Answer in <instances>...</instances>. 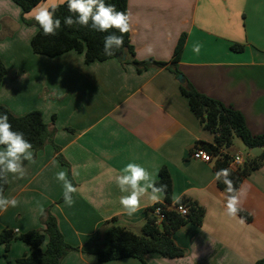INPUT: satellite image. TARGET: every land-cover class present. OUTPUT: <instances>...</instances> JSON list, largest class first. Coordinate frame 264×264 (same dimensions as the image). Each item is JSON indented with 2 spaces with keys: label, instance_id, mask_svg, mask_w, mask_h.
<instances>
[{
  "label": "crops",
  "instance_id": "0c3cea01",
  "mask_svg": "<svg viewBox=\"0 0 264 264\" xmlns=\"http://www.w3.org/2000/svg\"><path fill=\"white\" fill-rule=\"evenodd\" d=\"M48 2L40 4H61ZM33 9L22 15L11 1L0 0V35L10 39L0 52L7 70L0 105L14 116L39 111L59 150L46 144L33 151L34 162L24 161L22 178L9 174L4 195L17 198L18 205L0 212V231L43 229L40 216L49 209L72 247H81L110 219L138 232L145 209L154 203L144 196L140 210L129 217L120 204L126 193L115 179L134 162L154 175L165 167L172 199L189 198L204 208L201 226L186 224L172 235L183 256L148 253L142 261L100 262L93 254L73 251L60 264H253L264 259V166L238 188L241 210L251 221L229 217L224 191L216 185V157L209 162L191 157L199 142L212 144L213 135L191 113L176 77L165 68L138 73L115 59L86 64L75 51L56 57L34 54L30 40L36 28L22 21H36ZM127 14L137 60L168 62L184 34L177 64L183 79L239 111L253 136L264 132V0H127ZM197 42L202 45L199 54L192 50ZM234 44L243 51L233 52ZM57 154L68 166L57 161ZM62 170L77 189L71 207L60 201L63 187L56 173ZM27 253L26 244L14 241L3 257L0 245V264H14Z\"/></svg>",
  "mask_w": 264,
  "mask_h": 264
},
{
  "label": "trees",
  "instance_id": "16d2710c",
  "mask_svg": "<svg viewBox=\"0 0 264 264\" xmlns=\"http://www.w3.org/2000/svg\"><path fill=\"white\" fill-rule=\"evenodd\" d=\"M9 1L16 5L21 10V14L24 15L45 0ZM105 2L114 4L118 11L127 14V0H105ZM55 6H57L55 16L60 18L62 23L56 36H44L36 21H27L22 17L24 25L37 26V31L30 40L31 51L34 54L56 57L68 51H75L83 55L86 64L115 59L123 65H132L138 73L155 67L165 68L175 77L181 75L177 69V64L184 45V34L179 37L168 62H159L154 59L137 60L134 48L130 43L129 32L123 34V46L115 50L113 55L108 56L104 54V37L109 32L121 35L118 30L110 29L109 32H98L90 27L80 25L65 26L63 24L64 17L74 14L68 11L66 3ZM230 49L240 53L243 51V46L234 44L230 46ZM123 56L126 57L125 61H122ZM6 73V67L0 59V83ZM179 90L187 99L189 109L199 124L213 135L212 144L199 142V147L212 157H216V172L220 169H229L230 179L233 180L234 187L238 189L246 176L264 166V132L253 136L247 129L244 118L239 111L226 107L221 102L197 92L185 79L179 84ZM0 113L8 114L13 130L24 133L25 139L33 145L32 151L37 152L46 144H51L58 153L59 149L52 141L53 132L43 122L39 111H30L22 116H14L6 107L0 105ZM234 138L240 140L245 147L246 155L241 166L231 168L229 164L233 158ZM253 148H259L262 151L258 156H254L250 154V150ZM56 159L61 165L68 166L60 154H57ZM68 179L71 181L69 175ZM157 183L167 184L166 198L162 203H155L145 209L144 222L138 232H133L116 219H110L105 221L81 247H72L64 241L54 216L49 212V209H45L40 216L43 229H34L20 234L8 228L0 231L3 257H6L10 244L14 241H20L28 246V253L16 259L14 264H60L65 255L73 251L93 254L100 262L124 258L142 261L143 256L148 253H155L164 258L182 257L184 252L174 244L172 235L186 224L201 226L205 210L196 201L189 198L182 197L179 203L173 202L171 178L165 167L159 170ZM0 184L3 185L5 193L7 184H3V181H0ZM216 185L223 191L226 188L222 181H216ZM63 200L62 196L60 201ZM178 206L186 209L185 215L178 212ZM156 208L161 209L164 216L160 223H156L157 218L153 214ZM238 216L243 218L245 222L251 221V216L243 210L238 213ZM253 264H264V259Z\"/></svg>",
  "mask_w": 264,
  "mask_h": 264
},
{
  "label": "clouds",
  "instance_id": "9594fccd",
  "mask_svg": "<svg viewBox=\"0 0 264 264\" xmlns=\"http://www.w3.org/2000/svg\"><path fill=\"white\" fill-rule=\"evenodd\" d=\"M67 4L68 11L74 15L64 17L63 24L71 27L80 25L90 27L98 32H109L110 29L118 30L121 35L109 32L104 37V54L111 56L115 50L123 46V34L130 31V16L123 11H118L114 4H107L105 0H61ZM57 6L49 8L46 5L37 4L33 9L34 19L39 24L44 36H56L61 29V19L55 16ZM202 45L198 42L193 45V52L199 54ZM150 54L152 49H147ZM0 181L8 183V176L12 174L22 178L26 174L24 161L34 162L33 145L25 139L24 133L15 131L9 121L7 113H0ZM55 164V161H53ZM75 175V173H74ZM155 175L150 173L140 164L127 163L116 176V184L121 193L120 204L129 217L137 213L141 208V199L147 196L152 203L162 202L167 195V184H158ZM56 179L62 182L63 199L65 204L71 207L74 204L73 193L76 187L68 179L66 171L56 173ZM215 180L222 181L226 186L224 189L225 211L229 217L236 218L241 211V192L234 187L230 179L229 169H220L215 173ZM3 185L0 184V212H6L10 207L15 208L18 200L15 197H6ZM181 197L173 196V202L179 203ZM243 223V218H241Z\"/></svg>",
  "mask_w": 264,
  "mask_h": 264
},
{
  "label": "built area",
  "instance_id": "2783aa9c",
  "mask_svg": "<svg viewBox=\"0 0 264 264\" xmlns=\"http://www.w3.org/2000/svg\"><path fill=\"white\" fill-rule=\"evenodd\" d=\"M191 157L194 160H198V161H202V162H209L211 161L212 156L207 153L205 150H203L201 147L199 146H195L193 148V150L191 151ZM243 155L240 152H235V154L233 155L232 161L229 164V167L231 168H236L238 166H241L243 163ZM178 212L181 215H185L186 214V209L182 206H178L177 207ZM154 216H156L157 218V222L156 223H160V221L163 219V215H162V210L159 208H156L153 212Z\"/></svg>",
  "mask_w": 264,
  "mask_h": 264
},
{
  "label": "rangeland",
  "instance_id": "374dc122",
  "mask_svg": "<svg viewBox=\"0 0 264 264\" xmlns=\"http://www.w3.org/2000/svg\"><path fill=\"white\" fill-rule=\"evenodd\" d=\"M49 2H53L55 0H48ZM48 2V3H49ZM62 3V2H61ZM60 4V3H59ZM53 6V5H52ZM33 13V11H32ZM25 15V14H24ZM29 15V14H28ZM27 16V15H26ZM25 16V17H26ZM34 17V13L32 15ZM33 27L36 28V31H37V26L36 25H32ZM10 41V39L6 36H3V35H0V52L2 54V52H4L6 50V46L5 45H8L7 43ZM14 41V39H13ZM6 58V57H5ZM1 59V57H0ZM7 60V59H5ZM8 62V61H7ZM6 75V74H5ZM5 77V76H4ZM3 77V78H4ZM233 155L235 154V152H240L244 157L246 155V149L245 147L242 145V143L240 142V140H238L237 138H234L233 140Z\"/></svg>",
  "mask_w": 264,
  "mask_h": 264
},
{
  "label": "water",
  "instance_id": "95a60500",
  "mask_svg": "<svg viewBox=\"0 0 264 264\" xmlns=\"http://www.w3.org/2000/svg\"><path fill=\"white\" fill-rule=\"evenodd\" d=\"M125 56H123V58H122V61H125ZM176 79H177V81L179 82V83H182L183 82V76L182 75H178L177 77H176ZM261 151H262V149H259V148H253V149H251L250 150V154H252V155H254V156H258L260 153H261Z\"/></svg>",
  "mask_w": 264,
  "mask_h": 264
}]
</instances>
